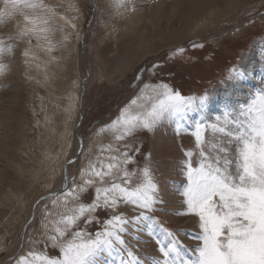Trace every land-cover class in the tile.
<instances>
[{"label": "rangeland", "instance_id": "374dc122", "mask_svg": "<svg viewBox=\"0 0 264 264\" xmlns=\"http://www.w3.org/2000/svg\"><path fill=\"white\" fill-rule=\"evenodd\" d=\"M214 1L221 7L219 13L195 27L196 20L186 18L210 11L208 0H130L129 10L119 17L111 14L108 0H45L58 6L51 35L54 50L47 52L43 42L37 46L34 40V59L25 64L22 50L28 45L21 43L15 56L7 59V78L0 77V264H15L29 248L44 250L41 210L45 204L50 211L59 209H53L49 201L39 205L36 201L62 190L65 168L69 187L74 177L80 182L81 166L109 142L107 135H96L98 129L138 93L137 84L164 82L184 96L207 91L209 118L243 99L249 90L264 86V0ZM152 6H158L153 9L158 14L149 18ZM10 27L0 28V35ZM144 37L146 42L139 40ZM244 54L249 56L246 66L240 62ZM154 65L159 67L153 73ZM233 66L244 70V79L221 83ZM141 69L148 71L138 82L134 78ZM196 118L193 114L181 121V128L189 130L179 135L174 125L167 124L154 133L138 134L137 163L129 166L143 167L145 157H150L165 203L146 214L160 227L181 233L177 239L187 249L198 243L189 238L199 232L197 218L174 213L183 209L178 195L186 182L181 164L184 150L194 149L190 125ZM92 195L89 189L81 199L89 203ZM121 211L129 218L136 214L130 208ZM99 216L107 218L104 212ZM141 227L143 231L134 233L141 243L130 236L125 240L142 264H150L160 257L158 245L147 226ZM95 230V225L90 227ZM30 238L40 243H30ZM48 251L55 254L51 248Z\"/></svg>", "mask_w": 264, "mask_h": 264}, {"label": "snow or ice", "instance_id": "6c2138e0", "mask_svg": "<svg viewBox=\"0 0 264 264\" xmlns=\"http://www.w3.org/2000/svg\"><path fill=\"white\" fill-rule=\"evenodd\" d=\"M129 3L108 0L107 7L113 17H119L129 10ZM57 7L45 0H0V28L11 25L0 35V77L7 78V59L15 56L21 43L28 45L22 50L25 64L34 59V40L37 46L43 42L45 51L54 50L51 35L59 15ZM156 67L159 65L153 66V73ZM145 71L148 69L139 70L134 79L142 81ZM245 75L243 69L233 66L221 83H236ZM137 87L138 93L98 129L96 135H107L109 142L101 144L97 155L81 166L80 182L74 177L69 187L65 168L62 190L36 201V205L49 201L59 210L50 211L45 204L41 210L44 250L29 248L15 264H142L125 240L130 236L141 243L134 233L143 231L142 225L147 226L160 254L150 264H264V86L244 93L243 99L225 105L212 118L207 114V91L184 96L164 82ZM193 114L197 116L190 125L194 149L184 150L181 176L186 182L178 191L183 209L174 213L197 218L199 232L189 238L198 243L187 249L177 239L181 233L160 227L159 221L146 214L165 203L150 157H145L143 167L129 166L137 163L138 134L154 133L167 124L174 125L179 135L189 130L181 128V121ZM89 189L92 199L85 203L81 196ZM122 207L136 214L129 218ZM100 212L107 218L102 220ZM93 225L94 232L90 231ZM29 242L40 243L31 238ZM49 248L55 254H49Z\"/></svg>", "mask_w": 264, "mask_h": 264}, {"label": "bare ground", "instance_id": "6f19581e", "mask_svg": "<svg viewBox=\"0 0 264 264\" xmlns=\"http://www.w3.org/2000/svg\"><path fill=\"white\" fill-rule=\"evenodd\" d=\"M214 0H208V5H209V7H207V8H210L211 7V9H209L210 11H205V12H207V14L206 15H204L205 14V12L204 13H202V14H200V15H196L195 13L193 14L192 13V15H190V16H188L186 19L187 20H189V21H191V22H194L195 20V22L193 23V25L195 26V27H197L198 26V24H201V23H203L204 22V18L206 19L207 17H209V18H212L213 17V15H216L217 13H219V10L221 9V7L220 6H218L217 4H216V2L214 1ZM229 2H231V1H229ZM159 5H161V4H159ZM195 5V4H194ZM154 7H158V6H152V7H149V12L147 13L148 15H149V18H154V17H156L157 16V14L158 13H155V12H153V9H154ZM225 7V6H224ZM208 10V9H207ZM146 11V10H145ZM140 15L142 14L141 12L139 13ZM208 15V16H207ZM140 17V16H139ZM198 17V19H196ZM139 19V18H138ZM128 20V19H127ZM135 22H136V20H135ZM205 23V22H204ZM206 26V25H205ZM207 27V26H206ZM130 29H132V27H130ZM140 41H145V37H144V39H139ZM146 42V41H145ZM133 43V42H132ZM139 44V43H138ZM143 44V43H142ZM134 45V44H133ZM140 46H141V44H139ZM139 45H137V49L139 50ZM143 46V45H142ZM139 51H141V50H139ZM138 51V52H139ZM148 55V54H147ZM249 56L246 54H244L242 57H241V63L243 64V65H245V64H248V61H249V58H248ZM137 60V59H136ZM132 61V60H131ZM141 61V60H140ZM139 62V61H138ZM136 63V62H135ZM129 65H130V63H129ZM246 66V65H245ZM249 66V65H248ZM123 68H125V67H123ZM122 68V69H123ZM100 70H102V69H100ZM103 71V70H102ZM121 72V71H120ZM124 72V71H123ZM123 72H121V73H119V74H122L123 75ZM118 74V73H117ZM125 74V73H124ZM118 76V75H117ZM103 77V76H102ZM113 77V76H112ZM119 77V76H118ZM120 77H122V76H120ZM111 78V77H110ZM103 79V78H102ZM105 79V78H104ZM114 79V78H113ZM126 103V102H125ZM67 128V127H66ZM66 136V135H65ZM64 151V150H63ZM69 179V178H68Z\"/></svg>", "mask_w": 264, "mask_h": 264}, {"label": "water", "instance_id": "95a60500", "mask_svg": "<svg viewBox=\"0 0 264 264\" xmlns=\"http://www.w3.org/2000/svg\"><path fill=\"white\" fill-rule=\"evenodd\" d=\"M84 88H82V90H83ZM80 150H81V143H80V145H79V147H78V150H77V155L79 154V152H80ZM34 216V215H33ZM32 216V217H33Z\"/></svg>", "mask_w": 264, "mask_h": 264}]
</instances>
